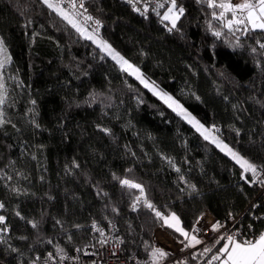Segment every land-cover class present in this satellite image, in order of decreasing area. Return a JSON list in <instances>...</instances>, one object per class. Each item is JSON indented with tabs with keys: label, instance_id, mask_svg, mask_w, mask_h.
<instances>
[{
	"label": "trees",
	"instance_id": "obj_1",
	"mask_svg": "<svg viewBox=\"0 0 264 264\" xmlns=\"http://www.w3.org/2000/svg\"><path fill=\"white\" fill-rule=\"evenodd\" d=\"M176 3L184 14L171 29L161 16L170 0H86V15L101 23L91 32L82 11L61 7L77 31L43 0H0V61L9 58L0 68V264L92 246V220L115 221L128 257L158 263L154 232L181 240L156 212L175 214L189 235L205 213L220 224L243 214L241 231L264 232V181L254 185L250 171L82 36L107 43L215 127L264 178V31L230 32L204 0ZM224 244L213 239L184 263L210 264Z\"/></svg>",
	"mask_w": 264,
	"mask_h": 264
},
{
	"label": "snow or ice",
	"instance_id": "obj_2",
	"mask_svg": "<svg viewBox=\"0 0 264 264\" xmlns=\"http://www.w3.org/2000/svg\"><path fill=\"white\" fill-rule=\"evenodd\" d=\"M45 4L59 15H61L65 20H68L69 23L73 24V27L77 28V31H82L76 24L69 19L68 15L63 11L59 4L53 3L52 0H43ZM207 3L209 8L219 9V14L213 13V18L219 20L223 23V26L226 27L230 32L232 31H243L247 32L248 30H261L264 31V0H241L239 3H234L233 0H204ZM76 5L73 3L72 7ZM80 7H83L81 3ZM159 7H164L163 4ZM184 14L183 7H177L176 0H170V7H168L166 13L163 15L162 19L169 21L171 23V29L177 27V21ZM91 19V17H88ZM97 23H99L97 21ZM171 29H169L171 31ZM83 34V33H82ZM213 35L219 37L221 33L219 31L213 32ZM91 39V37H86ZM109 55H112L113 59L117 60L118 63H121L122 67L127 65V69H131L132 65L128 64L123 57L119 56L118 53H115L109 45H101ZM264 48V44L260 45ZM0 53H6V49L3 48V42L0 41ZM9 58H6V60ZM6 60L0 61V68L4 66ZM133 71H137L133 69ZM142 83H145V86L148 87V84L141 80ZM0 89H3V84H0ZM158 95L170 108H173L174 111L178 110V114L183 115L185 119H188L190 123L196 127L197 131H200L206 140L211 139L218 147H221V150H227V153L236 160L237 163L241 165L245 172H251L254 176L256 174V168L246 160H242L236 153L232 152L231 149L227 148V145H221L215 137H211L209 130L205 129L203 125L191 118L184 109L172 99L171 96L167 94H162L159 92L155 93ZM4 103L3 95H0V104ZM2 116V113H0ZM122 185L128 186L130 188L139 189L141 194H143V188L141 185L132 183L129 180L125 179L121 181ZM3 205L0 204V208ZM148 208H152L151 204H147ZM156 216L161 217L160 212H156ZM171 221V223H170ZM165 224L169 227H173L175 231L179 232L185 240L188 241L187 246H195L196 244L201 243L200 240L196 238L195 235H189L182 227L179 226V219L174 214L164 220ZM4 223V217L0 216V224ZM35 227V225H33ZM219 224H214L213 231L219 229ZM193 232L196 231L194 228ZM103 235V232H101ZM220 240H226V243L218 250L219 255L213 257L214 260L220 261V264H264V233H261L259 237L255 240H237L233 235L221 236ZM219 243V240H217ZM205 252L210 251L206 248ZM153 257H165L167 253L161 249H156L153 252ZM223 257V259H222Z\"/></svg>",
	"mask_w": 264,
	"mask_h": 264
},
{
	"label": "built area",
	"instance_id": "obj_3",
	"mask_svg": "<svg viewBox=\"0 0 264 264\" xmlns=\"http://www.w3.org/2000/svg\"><path fill=\"white\" fill-rule=\"evenodd\" d=\"M56 4H59L60 7H65L70 11L71 16H76L81 13L85 19V26L87 30L91 32L99 31L101 27V23L98 20L88 19V16L85 13L84 2L86 0H53ZM124 2L133 3V0H123ZM75 4V7H72V4ZM81 3L83 7H80ZM85 8V9H84ZM97 21L99 23H97ZM264 181L263 176L256 172L255 176L252 177V183L260 184ZM257 196L264 197V186L261 188L260 192ZM203 215H208L206 219L211 220V224H207L203 220ZM198 219L199 225L196 223L194 233H198V231L203 234L205 243L213 241V239L220 240L221 236L233 235L238 241L239 240H255L256 236L253 234H246L241 231V227L238 226L239 219L243 214L238 217L229 218L224 223L223 229H218L217 231L210 232V235L204 233L207 231L208 227H213L215 224V220L213 217H210L209 214H203ZM198 225V226H197ZM91 231V235L96 238V243L92 246H87L82 249H74L72 253H55L50 252L44 256H36L31 264H185L184 259L187 255L192 253L193 250L183 249L179 252H170L169 258L162 257L160 262L153 263L151 260L146 263L140 259L135 257H128L126 253V249L124 248V238L121 236L119 231V226L114 221H104L103 223L92 220V222L88 226ZM250 229V228H249ZM251 231V229H250ZM103 232V235H101ZM252 232V231H251ZM264 233V232H263ZM226 243V240H223ZM204 243V244H205ZM219 255V252H214L212 254L211 263L215 264L217 260H214L213 257Z\"/></svg>",
	"mask_w": 264,
	"mask_h": 264
},
{
	"label": "rangeland",
	"instance_id": "obj_4",
	"mask_svg": "<svg viewBox=\"0 0 264 264\" xmlns=\"http://www.w3.org/2000/svg\"><path fill=\"white\" fill-rule=\"evenodd\" d=\"M233 2L234 3H239V2H241V0H233ZM168 7H170V6H168ZM168 7L165 9V11L163 12V14L161 15L162 17H163V15L166 13V11H167V9H168ZM165 21V20H164ZM72 22H73V20H72ZM165 22H167L169 25H171V23L169 22V21H165ZM257 31H259V30H257ZM83 34H82V36L84 37H91V41H93L94 43H96V45H97V47H98V49L105 55V56H107V57H109L113 62H115L117 65H119L120 66V68L124 71V72H126L128 75H131L138 83H140V84H142L144 87H145V89H147L150 93H153V95L155 96V97H157V99L158 100H160L162 103H165L158 95H156L155 93L156 92H159V93H162V94H167L168 96H171L170 94H168V93H165V92H161L160 90H158L152 83H150V82H148L143 76H142V74H141V71L139 72V70L136 68V67H134V66H132V68L131 69H127V70H125L126 68H127V65H124L123 67H122V65H121V63H118L117 62V60H115V59H113V57H112V55H109L108 54V52L107 51H105L104 50V48L101 46V45H103V44H107V43H103L102 41H100V40H98L96 37H94L93 35H91V34H89V33H87L86 31H83L82 32ZM108 45V44H107ZM111 48V47H110ZM115 52V51H114ZM115 53H118V52H115ZM119 54V53H118ZM119 56H121L120 54H119ZM122 57V56H121ZM124 59V58H123ZM125 60V59H124ZM128 62V61H127ZM128 64H130L129 62H128ZM131 65V64H130ZM133 69H135V70H137V71H133ZM141 80H143V81H145L147 84H148V87H146L145 86V83H142L141 82ZM172 97V96H171ZM172 99L173 100H175L183 109H184V112H186L191 118H193L195 121H197L198 122V120L195 118V116L192 114V113H190L187 109H185L184 107H183V105L181 104V103H179L175 98H173L172 97ZM166 104V103H165ZM167 106H168V104H166ZM169 107V106H168ZM170 108V107H169ZM174 113H176L178 116H180L182 119H183V121L185 122V123H187V124H189L197 133H199V134H201V132L200 131H197V129H196V127H194L193 126V124L192 123H190L189 122V120L188 119H185L184 117H183V115H181V114H178V110L177 111H174L173 110V108H170ZM200 124V123H199ZM202 125V124H201ZM204 127V126H203ZM205 129H207V130H209V134H210V136L211 137H215V139L217 140V141H219L220 142V144L221 145H227V148L228 149H231V151L232 152H234V153H236L233 149H232V147H230L228 144H225L221 139H220V137H219V135L217 134V129L215 128V127H204ZM202 135V134H201ZM203 137H204V135H202ZM208 142H210L212 145H214L219 151H221L224 155H227L228 157H230L231 159H233L228 153H227V150H221V147H218L215 143H213L212 141H211V139H208L207 140ZM237 154V153H236ZM238 155V154H237ZM242 160H246L244 157L242 158L240 155H238ZM234 160V159H233ZM234 162L237 164V165H239V166H241L239 163H237L236 162V160H234ZM243 169V168H242ZM173 214H169L168 216H164L163 217V219H162V221H163V224H164V226L165 227H167V228H170V229H172V231H174V233L175 234H177V236L178 237H180V240H182L183 242L185 241V238L182 236V235H180V233L179 232H177V231H175V229L173 228V227H169L167 224H165V222H164V220L165 219H168V218H170L171 216H172ZM175 215V214H174ZM176 216V215H175ZM177 217V216H176ZM206 217L208 218V215H203V220L202 221H204L205 219H206ZM180 222V221H179ZM170 223H171V221H170ZM206 223H208V221L206 222ZM179 226L180 227H182V225H181V223H179ZM257 238H258V236H257ZM204 264H209V262H207V263H204Z\"/></svg>",
	"mask_w": 264,
	"mask_h": 264
},
{
	"label": "crops",
	"instance_id": "obj_5",
	"mask_svg": "<svg viewBox=\"0 0 264 264\" xmlns=\"http://www.w3.org/2000/svg\"><path fill=\"white\" fill-rule=\"evenodd\" d=\"M205 214H209V213H205ZM207 221L209 224H211V222H210L211 220L206 219L205 222H207ZM197 224L199 225L198 222H197ZM213 226H214V224H213ZM212 229H213V227H211V228L208 227L207 231H204V233L210 235V232L213 231ZM153 235H154L153 246L155 247L154 251L156 249H161L162 251H164L167 254L170 252H179L183 249L195 250V249L203 246L205 243L204 236L199 231H198V233L191 234V235H195L196 238L201 241V243L196 244L195 246H187L188 245L187 240H185L184 242L182 240H181L182 242L181 241L180 242L175 241L171 235H167L162 229L156 230ZM152 257H153V255H152ZM153 259L155 260L154 257H153ZM222 259H223V257H222ZM218 264H220V261L218 262Z\"/></svg>",
	"mask_w": 264,
	"mask_h": 264
},
{
	"label": "bare ground",
	"instance_id": "obj_6",
	"mask_svg": "<svg viewBox=\"0 0 264 264\" xmlns=\"http://www.w3.org/2000/svg\"><path fill=\"white\" fill-rule=\"evenodd\" d=\"M141 6V5H140ZM138 11V10H137ZM256 199H257V196L255 197ZM215 220V219H214ZM216 221V220H215ZM225 223V222H224ZM224 223L223 224H220L218 221H216L215 222V224H219L220 225V227H219V229H223V226H224Z\"/></svg>",
	"mask_w": 264,
	"mask_h": 264
}]
</instances>
